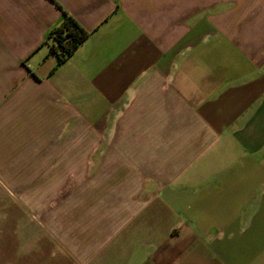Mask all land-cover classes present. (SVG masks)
I'll list each match as a JSON object with an SVG mask.
<instances>
[{
  "label": "crops",
  "instance_id": "obj_1",
  "mask_svg": "<svg viewBox=\"0 0 264 264\" xmlns=\"http://www.w3.org/2000/svg\"><path fill=\"white\" fill-rule=\"evenodd\" d=\"M0 264H264V0H0Z\"/></svg>",
  "mask_w": 264,
  "mask_h": 264
},
{
  "label": "trees",
  "instance_id": "obj_2",
  "mask_svg": "<svg viewBox=\"0 0 264 264\" xmlns=\"http://www.w3.org/2000/svg\"><path fill=\"white\" fill-rule=\"evenodd\" d=\"M61 22L46 35L43 45L57 65L66 62L77 48L88 38L89 33L66 11H62Z\"/></svg>",
  "mask_w": 264,
  "mask_h": 264
}]
</instances>
